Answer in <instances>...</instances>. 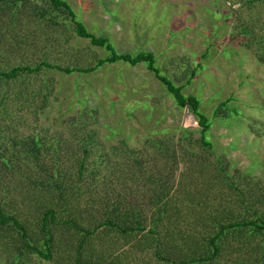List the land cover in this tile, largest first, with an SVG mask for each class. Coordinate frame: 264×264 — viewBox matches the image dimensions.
<instances>
[{"label":"rangeland","instance_id":"374dc122","mask_svg":"<svg viewBox=\"0 0 264 264\" xmlns=\"http://www.w3.org/2000/svg\"><path fill=\"white\" fill-rule=\"evenodd\" d=\"M64 1L118 54L152 52L160 75L199 101L209 128L201 140L197 117L144 64L29 76V86L52 87L36 118L35 100L16 99L18 83L0 82V211L33 248L45 251L51 237L43 258L14 226H0V264H169L147 246L146 231L107 225L133 230L134 217L153 225L170 264H183L220 225L264 219V0ZM15 8L0 10V71L43 61L87 69L110 55L45 0ZM33 136L45 144L39 165L17 156ZM85 141L90 157L78 175ZM49 210L54 223L42 226ZM249 231H228L207 264L247 259L238 247L247 251L248 241L263 249L264 232Z\"/></svg>","mask_w":264,"mask_h":264},{"label":"trees","instance_id":"16d2710c","mask_svg":"<svg viewBox=\"0 0 264 264\" xmlns=\"http://www.w3.org/2000/svg\"><path fill=\"white\" fill-rule=\"evenodd\" d=\"M21 0H0V10L2 11H9L12 12L15 10L20 3ZM47 2V5L50 7L49 9L55 11L56 15H65L66 19H69L70 22L73 24V31L74 34L82 39L89 40L90 44L95 47L103 48L105 51H107L110 55L106 57L103 60H99L94 67L87 68V69H75V68H65L60 67L57 65H51L47 63L46 61L41 62L40 64H37L35 66L26 65V66H15L10 68L7 71H0V82L2 83H12L13 85H17V91L13 93L16 99L19 100H35V107L33 109V115L36 118L38 112L43 111L45 108H47L49 104V99L52 94V87L50 82L44 80L42 81L38 87L34 88V86H29L26 80L29 78V76L36 75L41 73L43 70H50L54 69L59 72H63L67 75L73 74L75 72L78 73H90L95 71V69L101 67L104 64H116V63H122L129 66H137L139 64H144L146 68L151 71L155 77L164 85V87L167 89V92L171 95L172 99L174 100V103L179 109L188 108L189 111H191L196 117L197 122L201 128V140L204 139V133L208 131L209 128V122L208 119L204 116V114L199 111V101L193 97V96H185L182 94V86H176L173 82H171L167 77L160 75L159 70L156 67V61L154 54L150 51H140L133 55L131 54H118L112 44L110 43L109 39L105 36H96L92 33H90L86 27L83 25V23L77 19L76 14L72 10V8L64 1V0H45ZM251 2V1H250ZM194 76V72L192 71L190 74V77L192 78ZM191 80V79H190ZM5 96L0 99V105L4 103ZM229 100H226L225 102L221 103L219 107H223L227 104ZM90 139V137L88 138ZM89 141L83 142L82 147V155L83 160H81L79 165V172L78 175L82 174V170L84 169V160L90 157V151L89 148L92 146ZM16 146H18L17 141L15 140L13 142ZM205 146L207 145L205 142H203ZM20 154L17 156H23V159L28 158V161H31L35 165L41 164V154L43 151H45V144L44 142L39 139L37 136L28 137L26 139H23V141L20 142ZM4 165L7 163L3 161ZM61 195V194H59ZM162 214L160 213V217ZM137 218H133L135 221L136 227L135 229H119L117 226L114 225L112 222H107V225L112 228H117L121 233L126 232H145L144 238L147 241V246L149 248L154 249V255L157 256V258L161 261H165L166 263H171L169 259H165L162 254V251L159 249L160 245V238L157 235L153 225L146 230L145 226H142L139 220L137 221ZM139 219V218H138ZM54 223V213L53 211H47L42 220V226L47 225V223ZM156 223L157 221L154 220ZM6 224H11L14 226L17 231L20 233V238L23 240L25 246L31 250H33L36 254L43 258H49L50 253V247L49 244L51 242V237H48V239H45L43 241L44 246L46 247L45 251L38 250L36 248H33L28 244V241L25 236V230L20 225V223L13 218L12 216H5V214L0 211V226H4ZM66 224H71L74 228V224L70 221H67ZM237 228H247L250 231L247 232L248 235L254 234V235H262L264 232V219H261L260 217H256L255 220H247L244 223H235V224H227V225H220L218 230L213 233L212 236H210L207 239V247H200V250L193 252V255H190L188 262H183V264H207L211 263L216 259L217 256L221 254L223 244L222 238H224L228 233V231L232 229ZM47 236H50L49 233H46ZM84 239H81V241ZM250 241L247 242L248 249L247 251H244L242 247H238V250L241 252H245L248 255V258L246 259L244 256L243 258L239 259L236 264H264V248L263 249H249ZM82 246V243L79 244L80 249ZM243 247H246V245H243ZM161 252V253H160ZM79 262V261H77ZM112 264V263H107Z\"/></svg>","mask_w":264,"mask_h":264}]
</instances>
